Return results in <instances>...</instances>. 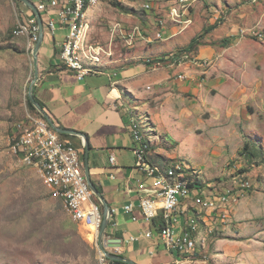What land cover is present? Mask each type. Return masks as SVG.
Returning <instances> with one entry per match:
<instances>
[{
  "label": "rangeland",
  "instance_id": "1",
  "mask_svg": "<svg viewBox=\"0 0 264 264\" xmlns=\"http://www.w3.org/2000/svg\"><path fill=\"white\" fill-rule=\"evenodd\" d=\"M131 2H142L144 7L138 4L136 11ZM156 3L103 0L90 8V39L107 51L102 67L126 53L125 38L112 30L114 22L137 21L144 34L146 15L156 13L159 22L164 14L156 11ZM182 3L186 6H180L181 19L188 20L183 25L201 30L204 45L213 48L207 58L210 65H185L187 71L199 73L200 81L204 79L205 93H184L179 86L157 84V94L149 97L148 105L142 99L128 96L127 100L137 114L149 116L156 135L152 146L169 159L196 167L213 186L232 188L239 196L229 220L218 223L206 242L198 245V257L205 264H264V0ZM28 14L22 1L0 0V264H100L91 228L74 220L38 169L11 149L34 78L27 39L13 34ZM44 27L48 38L50 31L45 23ZM239 86L243 88L235 94L240 96L234 98L238 107L234 112L230 108L223 118L218 95ZM246 141L251 153L244 155L240 151ZM243 183L249 186L242 187Z\"/></svg>",
  "mask_w": 264,
  "mask_h": 264
},
{
  "label": "crops",
  "instance_id": "2",
  "mask_svg": "<svg viewBox=\"0 0 264 264\" xmlns=\"http://www.w3.org/2000/svg\"><path fill=\"white\" fill-rule=\"evenodd\" d=\"M182 1L184 2L157 0L156 11L164 13L160 21L156 22L154 19L156 13H148V19L145 17L146 33L136 35L133 43L126 45L124 55L115 57L113 62L105 61L100 71L89 73L83 79H79L67 69L59 57L67 29L60 28L55 34L49 32L48 38L45 32L39 50L40 77L34 86L36 96L46 104V110L54 119L60 121L63 127L83 134H68L63 138L79 149L84 167L85 145H89L91 180L113 211L105 238L122 239L123 243L119 248L108 250L121 253L138 264H174L177 255L165 247L157 233L152 239L144 237L142 232L151 228V224L136 222L123 210V206L130 202L138 207L144 196L140 184L146 183V186L151 187L154 181L153 177H147L137 165L134 152L136 144L129 125V114L132 111L130 107L133 108L131 99H142L143 105H148L152 102L149 97L157 94V84H169L167 88L179 86L182 92L192 94L205 93L206 88V82H203L204 79L200 81L198 72L186 70L189 63L175 64L177 68L173 65V54L186 46L201 31L194 30L188 24L183 25L188 20L181 19V9L179 21L172 19L170 12L174 6H186ZM138 4L144 7L142 2L137 5L131 2L130 6L137 11ZM123 24L126 32H131L133 27L140 25L137 21L122 22ZM208 40L206 37V41ZM26 50L29 51L28 47ZM193 53L199 59H207L210 54L213 55V48L203 44ZM162 60L168 64L163 65ZM158 62L162 63L159 64L161 66L157 65ZM241 88L243 86L225 91L228 92L227 97L224 96L225 92L218 95L217 104L223 118L228 115L230 108V112H234L233 108L238 107L234 98L240 96L235 93H240ZM128 96L131 97L130 101L127 100ZM28 112H31L29 107L26 109V115ZM150 156L156 163L170 160L154 146L151 147ZM96 198L102 204L97 196ZM156 222H160V218H157ZM132 237L138 239L132 240Z\"/></svg>",
  "mask_w": 264,
  "mask_h": 264
},
{
  "label": "built area",
  "instance_id": "3",
  "mask_svg": "<svg viewBox=\"0 0 264 264\" xmlns=\"http://www.w3.org/2000/svg\"><path fill=\"white\" fill-rule=\"evenodd\" d=\"M40 11L50 32L67 29L61 44V63L79 79L100 71V62L107 51L91 41L89 35V10L103 0H31ZM27 6V5H26ZM149 7V5H146ZM16 25L15 36L27 37V47L32 50L39 37V23L31 9ZM173 20L179 21L180 7L171 9ZM113 32H119L126 44L133 43L136 35H142L139 26L126 32L121 22H115ZM175 64L189 63L196 66L210 65L209 59H199L193 53L174 54ZM161 62H158L159 65ZM156 67V66H155ZM158 67V66H157ZM129 125L135 141L134 152L138 168L153 177L151 187L140 184L144 196L138 207L132 202L123 206L124 212L136 222L144 221L151 228L142 232L146 238L159 235L165 247L176 253L174 264H205L197 255L199 243L214 233L218 223L229 220L231 209L239 196L232 188L219 189L201 176V171L184 161L171 159L156 163L151 159V145L156 135L149 124L148 115L136 113L130 107ZM11 140L12 151L27 165L35 166L45 184L55 197L61 198L74 220L91 228L93 241L97 243L103 222V207L91 189L86 177L84 162L79 149L50 126L39 114L28 112L25 120L15 125ZM114 160V157L111 158ZM245 182V181H243ZM243 183L242 187H248ZM160 218V222L156 219ZM138 237H132L137 240ZM100 264H116L99 247Z\"/></svg>",
  "mask_w": 264,
  "mask_h": 264
},
{
  "label": "water",
  "instance_id": "4",
  "mask_svg": "<svg viewBox=\"0 0 264 264\" xmlns=\"http://www.w3.org/2000/svg\"><path fill=\"white\" fill-rule=\"evenodd\" d=\"M25 5H27L36 16L38 23H39V37L38 40L35 43V46L32 51L33 56V66H34V78L31 81L28 96L29 99L32 101L33 105L36 107V109L40 112V114L47 120V122L50 124L52 128H54L58 133L60 134H76V135H83L82 133L61 127L56 124L53 117L50 115V113L44 108V106L37 100L35 94H34V86L36 82L38 81L40 77V68H39V50L41 48V45L43 43V40L45 38V27H44V21L42 18V15L36 5L31 0H20ZM86 151H85V173L87 180L89 182V185L91 189L94 191L95 195L101 200L103 204V222L101 225V228L98 232V243L100 248L105 252V254L108 256V258L114 260V261H123L127 264H138L136 261H134L131 258H128L121 253L109 251L108 248H119L123 245L122 239L118 238H105L106 236V229L109 225L110 218L112 216V209L109 203L105 200L103 194L97 187V185L91 180L90 176V167H89V145L86 143L85 145Z\"/></svg>",
  "mask_w": 264,
  "mask_h": 264
},
{
  "label": "trees",
  "instance_id": "5",
  "mask_svg": "<svg viewBox=\"0 0 264 264\" xmlns=\"http://www.w3.org/2000/svg\"><path fill=\"white\" fill-rule=\"evenodd\" d=\"M14 34V33H13ZM203 36H204V33H202V34H199V35H196L195 37H193V39L186 45V46H184V47H182V48H180L179 49V51H178V53H177V55H181V54H183V53H193V52H197L198 51V49H199V47L201 46V45H203L204 43H203V41H202V38H203ZM194 54V53H193ZM195 55V54H194ZM34 94H35V96H36V91H35V89H34ZM36 98H37V100L45 107V109H47L46 108V104L40 99V98H38L37 96H36ZM27 105H28V107H29V109H30V111L31 112H33V113H36V114H39V115H41L40 114V112L36 109V107L33 105V103H32V101L29 99V96L27 97ZM48 110V109H47ZM50 113V112H49ZM138 113H140V112H138ZM51 114V113H50ZM54 119V118H53ZM54 121L56 122V124L57 125H59V126H61V127H63V125H62V123H60V121H58V120H56V119H54ZM68 134H61V136L63 137V136H67ZM151 147H152V145H151ZM250 147H251V144H250V141H246L245 143H244V146H243V149L240 151V153L241 154H244V155H247V153L248 152H245V151H249V149H250ZM250 152V151H249ZM251 153V152H250ZM251 155H253V154H251ZM171 160V159H170ZM169 161V160H168ZM99 201V200H98ZM116 264H127L126 262H123V261H114Z\"/></svg>",
  "mask_w": 264,
  "mask_h": 264
},
{
  "label": "bare ground",
  "instance_id": "6",
  "mask_svg": "<svg viewBox=\"0 0 264 264\" xmlns=\"http://www.w3.org/2000/svg\"><path fill=\"white\" fill-rule=\"evenodd\" d=\"M89 235H90V237L92 236V239H93V235H92L91 233H90ZM86 237H87V236H86ZM88 237H89V236H88Z\"/></svg>",
  "mask_w": 264,
  "mask_h": 264
}]
</instances>
